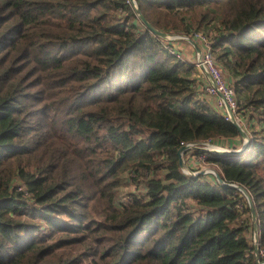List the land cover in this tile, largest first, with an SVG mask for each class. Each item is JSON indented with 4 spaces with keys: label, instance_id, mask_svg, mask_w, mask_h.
<instances>
[{
    "label": "trees",
    "instance_id": "obj_1",
    "mask_svg": "<svg viewBox=\"0 0 264 264\" xmlns=\"http://www.w3.org/2000/svg\"><path fill=\"white\" fill-rule=\"evenodd\" d=\"M136 1L211 39L251 142L209 160L264 248V0ZM196 67L130 0H0V264H257L244 193L180 165L184 143L242 137ZM124 179L145 191L121 199Z\"/></svg>",
    "mask_w": 264,
    "mask_h": 264
},
{
    "label": "water",
    "instance_id": "obj_2",
    "mask_svg": "<svg viewBox=\"0 0 264 264\" xmlns=\"http://www.w3.org/2000/svg\"><path fill=\"white\" fill-rule=\"evenodd\" d=\"M131 3L134 5V7L136 8V11L138 13L139 18L144 22V24L146 25V27L151 30L155 35L161 37V38H166V39H175V37L170 36L171 33H168L166 31H162L160 29H158L153 23H151L146 17L145 15L142 13V11L140 10L137 1L136 0H130ZM182 37V36H180ZM177 39V38H176ZM187 39L191 42H193L194 45H196L195 43V39L191 38V37H187ZM198 47V46H197ZM199 54L198 57L201 58L202 52L203 50L201 48H199ZM202 68L204 69L205 73L207 74L209 80L215 84V82L212 79V76L210 74V72L208 71V69L202 65ZM220 97L222 99H224L226 101V110L229 114V116L231 117L232 122L237 126L240 135L244 138L243 144L242 146H240L239 148L237 147H230V146H226V147H220V148H209L210 153H215L217 155H222V156H242L244 155L245 151L248 150L249 146H250V142H251V137L250 134H248V131L246 129V127L244 125H242L238 119V117H236L231 105L228 103L227 99H225V96L223 95V93H219ZM203 149L206 150V148L201 147V146H196L195 144H185L182 145L179 148V159H180V165L181 167L184 169L187 167V163L185 161L184 158V154L188 149ZM193 175H196L197 173L194 171L190 172ZM199 173V172H198ZM204 172H201V175ZM214 175L216 176L217 181L222 185V186H231L234 188H237L239 190H241L244 195L247 197L248 199V203L249 206H251V212H252V222L254 224V233H253V242H254V246H255V259H257V264H264V260L261 259L260 255H259V251L261 248V243L259 242V234H260V225L258 224L257 221V211H256V206H254V201H253V197L250 193V191L246 188L243 187L242 185H240L239 183H235V182H226L225 179L222 177L221 172L220 171H215Z\"/></svg>",
    "mask_w": 264,
    "mask_h": 264
},
{
    "label": "built area",
    "instance_id": "obj_3",
    "mask_svg": "<svg viewBox=\"0 0 264 264\" xmlns=\"http://www.w3.org/2000/svg\"><path fill=\"white\" fill-rule=\"evenodd\" d=\"M182 37L185 39H187V37H191L194 39L197 38L201 42L202 46H204L201 58H199L197 55L196 62L190 61L191 63L195 62V64H197L198 67L205 73L204 69L202 68V65H204L210 72L212 79L215 82V84H213L210 80L206 81V84L203 87L204 91L206 94L208 93L211 95L219 96L220 105L223 108H225L224 115L225 117L231 120V117L229 116L226 110V101L222 99L219 95L220 92L223 93V95L225 96V99H227L228 103L231 105L236 117H238L240 123L242 124L243 120L237 115L238 100L236 99V95H235V87L226 80L225 74L223 73L221 66L217 64L215 57H214L212 41L209 38V36L206 33L196 32L194 36L183 35ZM169 50L172 53H175L180 58L181 55L178 51L174 50L173 48ZM198 143H201V142L184 143V145L185 144H198ZM190 149L188 150L190 151ZM191 150H192V153H194V149H191ZM125 200H128V197H126ZM259 255L261 259L264 260V248H260Z\"/></svg>",
    "mask_w": 264,
    "mask_h": 264
},
{
    "label": "rangeland",
    "instance_id": "obj_4",
    "mask_svg": "<svg viewBox=\"0 0 264 264\" xmlns=\"http://www.w3.org/2000/svg\"><path fill=\"white\" fill-rule=\"evenodd\" d=\"M172 35H173V37H175V39H169L168 40L166 38H163V41L166 44V48L167 49L173 48L174 50L178 51L181 55L180 58H182V59H187V60L190 59V60H193L196 62V58H197L196 52H194V55H193L191 51L185 50L184 48L180 47V45L178 44V42L179 43L184 42L187 44L190 43L187 39L180 37V36H183L185 34H170V36H172ZM189 55H190V57H189ZM197 69H198V67L194 68L195 76L198 73ZM222 71L226 77L227 73L223 69H222ZM226 79H227V77H226ZM209 95H211V94H209ZM195 145L204 147V148H206V150L194 149V153H192V150L190 149V151L188 150L187 152H185L184 158H185V161L187 163V167L184 168L183 171L187 172V173L194 171L197 173L195 176L201 175V172H204L202 175L209 177L210 175L214 174L215 171L218 170L216 168V164L209 160V156L212 155V153H210V151H209V148L210 147L211 148H220V147H224V146H222V144H220V143L212 142V141L201 142V143H198ZM237 148H239V147H237ZM193 157H195V160L191 159ZM126 180L124 179V184L119 188V191H120L119 195H120L121 199H123L124 197H128V194L133 193V191H138V190H141L142 192L145 191L143 183H141L140 188H138V186L133 183V180H131V179L127 180L128 183ZM136 186H137V188H136ZM88 261L89 260H86V263H89Z\"/></svg>",
    "mask_w": 264,
    "mask_h": 264
},
{
    "label": "crops",
    "instance_id": "obj_5",
    "mask_svg": "<svg viewBox=\"0 0 264 264\" xmlns=\"http://www.w3.org/2000/svg\"><path fill=\"white\" fill-rule=\"evenodd\" d=\"M189 41V40H188ZM190 43L187 44V43H184V42H178V44L180 45V47L184 48L185 50L187 51H191L192 54L194 55V52H196V55L199 54V48H201L203 50L204 46H202L201 42L195 38V43L196 45L193 44V42L189 41ZM198 46V47H197ZM179 47V46H178ZM190 57V55H189ZM197 57V56H196ZM185 61H193V60H187V59H184ZM198 70V73L196 74L195 76V73H193V76L196 78V82L197 84L199 85V89H202L204 87V85L206 84V81H209V78L207 76L206 73H204L201 69H197ZM227 80H231L230 77L227 75ZM204 83V84H203ZM204 97H206L210 102L211 104L217 108L218 110L222 111L223 113H225V108H223L221 105H220V99H219V96L217 95H209L208 93L205 94L204 93ZM244 125V124H243ZM242 141V143L239 145L238 143ZM243 141H244V138L241 137V138H235V139H231V140H223V144L222 146L226 147V146H230V147H240L242 146L243 144ZM192 160H195V157L191 158Z\"/></svg>",
    "mask_w": 264,
    "mask_h": 264
}]
</instances>
